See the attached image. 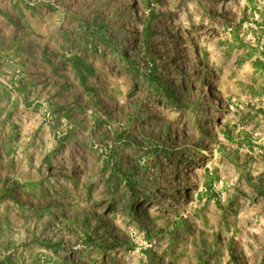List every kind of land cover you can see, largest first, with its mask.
I'll list each match as a JSON object with an SVG mask.
<instances>
[{
    "label": "rangeland",
    "instance_id": "1",
    "mask_svg": "<svg viewBox=\"0 0 264 264\" xmlns=\"http://www.w3.org/2000/svg\"><path fill=\"white\" fill-rule=\"evenodd\" d=\"M0 264H264V0H0Z\"/></svg>",
    "mask_w": 264,
    "mask_h": 264
}]
</instances>
